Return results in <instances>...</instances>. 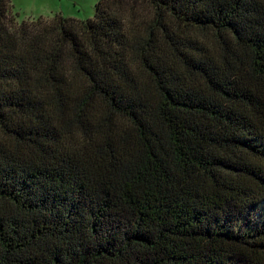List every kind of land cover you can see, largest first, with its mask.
Wrapping results in <instances>:
<instances>
[{
    "label": "trees",
    "instance_id": "1",
    "mask_svg": "<svg viewBox=\"0 0 264 264\" xmlns=\"http://www.w3.org/2000/svg\"><path fill=\"white\" fill-rule=\"evenodd\" d=\"M0 264H264V0H0Z\"/></svg>",
    "mask_w": 264,
    "mask_h": 264
},
{
    "label": "rangeland",
    "instance_id": "2",
    "mask_svg": "<svg viewBox=\"0 0 264 264\" xmlns=\"http://www.w3.org/2000/svg\"><path fill=\"white\" fill-rule=\"evenodd\" d=\"M99 0H10L11 10L18 21L37 18L52 19L54 16L75 20L91 19Z\"/></svg>",
    "mask_w": 264,
    "mask_h": 264
}]
</instances>
